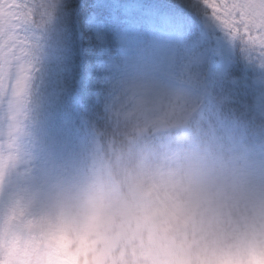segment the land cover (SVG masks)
Segmentation results:
<instances>
[{"label":"clouds","instance_id":"1","mask_svg":"<svg viewBox=\"0 0 264 264\" xmlns=\"http://www.w3.org/2000/svg\"><path fill=\"white\" fill-rule=\"evenodd\" d=\"M42 96L32 75L0 86V264H264V138L178 91L53 161Z\"/></svg>","mask_w":264,"mask_h":264},{"label":"snow or ice","instance_id":"2","mask_svg":"<svg viewBox=\"0 0 264 264\" xmlns=\"http://www.w3.org/2000/svg\"><path fill=\"white\" fill-rule=\"evenodd\" d=\"M199 2L264 68V0ZM183 32L173 6L158 0H0V86L14 71L38 77L42 93L63 92L77 77L94 83L103 76L115 107L193 90L202 77L188 64L178 67ZM109 48L116 53L105 58ZM197 95L203 103L204 94Z\"/></svg>","mask_w":264,"mask_h":264},{"label":"trees","instance_id":"3","mask_svg":"<svg viewBox=\"0 0 264 264\" xmlns=\"http://www.w3.org/2000/svg\"><path fill=\"white\" fill-rule=\"evenodd\" d=\"M158 2L172 5L175 14L187 12L196 20L205 17L199 0H181V6H176V0H158ZM56 15L58 17L59 13ZM53 24H55V19ZM115 53L114 48H109L105 58L114 56ZM249 57L244 46L236 40L234 42L235 64L229 72L230 77L216 80L218 85L216 94H219V97L223 96L222 99L207 88L210 81L216 78L213 77L210 69L207 71V59L204 60L202 68H195L194 74L202 77L199 81L205 91L202 106L206 110L211 108L214 112L218 111L219 115L225 117L223 122H230L229 124L236 131L243 133L247 139H252L253 136H255L253 139H259L264 116L256 115L254 104L256 98L261 95L262 88L247 84L250 82L245 78L248 73L246 68ZM108 89L103 76H100L94 83H89L79 77L70 80L63 92L58 93L52 89L43 91L39 136L42 149L47 155L54 149L52 151L56 155L53 161L74 154L93 128H103L107 124L111 104ZM65 117L69 118L67 124L62 123ZM62 143L67 147L64 150H57L56 148Z\"/></svg>","mask_w":264,"mask_h":264},{"label":"rangeland","instance_id":"4","mask_svg":"<svg viewBox=\"0 0 264 264\" xmlns=\"http://www.w3.org/2000/svg\"><path fill=\"white\" fill-rule=\"evenodd\" d=\"M177 17L182 21L184 26L183 40H184V49L182 50L181 56L178 59V67L188 64L190 66V71L194 73L195 68H202L204 60L207 59V71L211 70L213 77H216L210 81L207 88L211 91H214L216 94L217 83L216 80L219 78L228 79L230 77V70L234 65V42L236 40L230 38L225 32L218 28L210 18L205 15L204 18H198L197 20L189 15L177 14ZM201 25L202 29H197L196 25ZM209 36V38H208ZM208 42V43H207ZM251 57V56H250ZM248 75L245 76L250 82L247 84L250 86L252 84L254 87L262 88L261 95L262 99L256 98V103L254 104L258 107L261 115L264 116V68L258 67L257 63L250 58L248 62ZM217 73H222V76H218ZM196 93H203L204 86L199 83L196 84L193 89ZM109 99L112 105V109L115 108L113 103V96L110 95L109 89L107 92ZM219 97V94H216ZM223 97V96H222ZM222 97H219L222 99ZM224 98V97H223ZM227 100V99H226ZM253 106V105H252ZM110 110V108H109ZM221 120L223 121L224 116L220 115ZM226 125H230L227 121L224 122ZM248 140H259L264 138V120L261 123V136L259 139ZM56 145V144H54ZM67 147L62 143L57 150H64ZM54 150V149H52ZM50 151L48 156L54 160L55 152Z\"/></svg>","mask_w":264,"mask_h":264}]
</instances>
